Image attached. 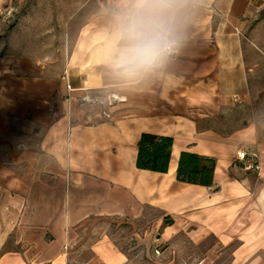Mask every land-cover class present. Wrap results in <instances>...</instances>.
Returning <instances> with one entry per match:
<instances>
[{
    "label": "crops",
    "instance_id": "0c3cea01",
    "mask_svg": "<svg viewBox=\"0 0 264 264\" xmlns=\"http://www.w3.org/2000/svg\"><path fill=\"white\" fill-rule=\"evenodd\" d=\"M125 7L0 0V264H133L117 222L264 264V123L234 118L259 109L264 0H192L177 56L134 83L110 66ZM145 133L174 139L167 174L138 169ZM183 152L216 160L213 187L178 181Z\"/></svg>",
    "mask_w": 264,
    "mask_h": 264
},
{
    "label": "clouds",
    "instance_id": "9594fccd",
    "mask_svg": "<svg viewBox=\"0 0 264 264\" xmlns=\"http://www.w3.org/2000/svg\"><path fill=\"white\" fill-rule=\"evenodd\" d=\"M192 0H123L111 70L128 83L146 78L176 54Z\"/></svg>",
    "mask_w": 264,
    "mask_h": 264
},
{
    "label": "rangeland",
    "instance_id": "374dc122",
    "mask_svg": "<svg viewBox=\"0 0 264 264\" xmlns=\"http://www.w3.org/2000/svg\"><path fill=\"white\" fill-rule=\"evenodd\" d=\"M5 16L8 17L7 10ZM261 50L264 54V47H262ZM263 54L261 55L263 57V62H261L260 64V77L255 80V86L259 89L260 92V98L256 101L258 103V106L256 107H258L259 109L258 111L256 109L254 111H251V109L244 108L241 111H238L234 117L236 119L241 117L244 122L246 120L250 121L252 120V118H256L254 115H257V117L260 118L261 123H264ZM98 107L99 106H96V108ZM252 115L254 117H252ZM150 227L151 226L149 224H146L145 226H143V228L141 226L140 228L137 227V231L139 233L141 232L140 234L142 236H145ZM107 230L113 235L119 247L133 257V264H235L234 252L239 246L237 241H235L229 247H225L214 238L206 240H193L183 235L173 239H163L162 230L155 233L154 238L152 239L150 238L148 240H141L133 233L135 227L127 222H117L112 224L110 223L109 225H107ZM3 241L4 239L0 238V244ZM9 241V244L3 247V252L21 249L19 246H15L12 240ZM82 257L73 255V263L81 264L80 258ZM2 258L3 254L0 253V263L2 261ZM261 258L264 259V253L261 254ZM10 264L13 263L10 262ZM16 264L18 263L16 262Z\"/></svg>",
    "mask_w": 264,
    "mask_h": 264
},
{
    "label": "trees",
    "instance_id": "16d2710c",
    "mask_svg": "<svg viewBox=\"0 0 264 264\" xmlns=\"http://www.w3.org/2000/svg\"><path fill=\"white\" fill-rule=\"evenodd\" d=\"M173 146L174 139L171 137L143 134L139 142L138 169L167 174ZM216 164L215 159L183 152L179 159L177 179L181 183L211 188L215 183ZM172 223L170 218L166 219L167 225Z\"/></svg>",
    "mask_w": 264,
    "mask_h": 264
},
{
    "label": "built area",
    "instance_id": "2783aa9c",
    "mask_svg": "<svg viewBox=\"0 0 264 264\" xmlns=\"http://www.w3.org/2000/svg\"><path fill=\"white\" fill-rule=\"evenodd\" d=\"M11 11L7 12V15L10 16L11 15ZM6 15V10L5 9H1L0 10V16H5ZM178 54V52L176 54H174L172 57L170 58H174L176 57ZM238 160L240 162L243 163V167L247 172H254V171H258L260 170V163H259V159L256 157H252L250 156L247 152L245 151H240L238 153ZM159 253V251H158Z\"/></svg>",
    "mask_w": 264,
    "mask_h": 264
}]
</instances>
